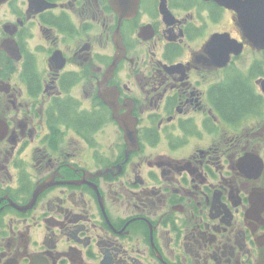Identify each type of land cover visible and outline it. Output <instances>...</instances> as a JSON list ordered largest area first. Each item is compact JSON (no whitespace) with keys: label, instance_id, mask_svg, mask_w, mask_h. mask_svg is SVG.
<instances>
[{"label":"flooded vegetation","instance_id":"obj_1","mask_svg":"<svg viewBox=\"0 0 264 264\" xmlns=\"http://www.w3.org/2000/svg\"><path fill=\"white\" fill-rule=\"evenodd\" d=\"M0 264H264V0H0Z\"/></svg>","mask_w":264,"mask_h":264},{"label":"water","instance_id":"obj_2","mask_svg":"<svg viewBox=\"0 0 264 264\" xmlns=\"http://www.w3.org/2000/svg\"><path fill=\"white\" fill-rule=\"evenodd\" d=\"M222 5L230 7L233 0H217ZM111 6L119 11L121 16H130L136 12L139 0H109Z\"/></svg>","mask_w":264,"mask_h":264},{"label":"trees","instance_id":"obj_3","mask_svg":"<svg viewBox=\"0 0 264 264\" xmlns=\"http://www.w3.org/2000/svg\"><path fill=\"white\" fill-rule=\"evenodd\" d=\"M239 91H234V93H233V97L235 96V94H240V93H238ZM240 102V101H239ZM233 103H234V100H233Z\"/></svg>","mask_w":264,"mask_h":264}]
</instances>
